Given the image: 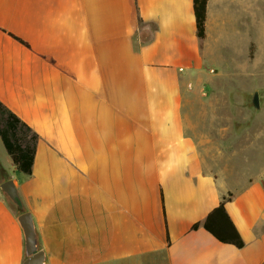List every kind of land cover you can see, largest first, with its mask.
Masks as SVG:
<instances>
[{
    "label": "crops",
    "instance_id": "obj_1",
    "mask_svg": "<svg viewBox=\"0 0 264 264\" xmlns=\"http://www.w3.org/2000/svg\"><path fill=\"white\" fill-rule=\"evenodd\" d=\"M205 34L193 0H0V102L39 136L31 175L0 138V264L26 258L7 180L44 264H264V181L191 116L212 69L264 47V0H208ZM229 194L241 249L203 228Z\"/></svg>",
    "mask_w": 264,
    "mask_h": 264
},
{
    "label": "rangeland",
    "instance_id": "obj_2",
    "mask_svg": "<svg viewBox=\"0 0 264 264\" xmlns=\"http://www.w3.org/2000/svg\"><path fill=\"white\" fill-rule=\"evenodd\" d=\"M236 55L240 60L230 64L228 71L212 69V88L193 99L191 116L225 120L221 126L226 125L234 139L232 156L224 159V165L264 181V47H256L247 62L241 53ZM256 94L259 108L254 106ZM203 100L213 104L204 105ZM8 172L16 171L9 168Z\"/></svg>",
    "mask_w": 264,
    "mask_h": 264
},
{
    "label": "trees",
    "instance_id": "obj_3",
    "mask_svg": "<svg viewBox=\"0 0 264 264\" xmlns=\"http://www.w3.org/2000/svg\"><path fill=\"white\" fill-rule=\"evenodd\" d=\"M207 1L208 0H193L197 35L200 39H204L206 35ZM0 138L16 170L25 175H31L33 172L39 136L27 123L7 108L2 102H0ZM0 174L8 178L1 164ZM231 198L232 194L223 198L220 205L207 216L203 223V228L212 234L219 242L231 244L241 249L245 246V242L226 210V203L229 202ZM16 210L18 215L24 213L19 202ZM198 227L199 224H196L193 226V229H197Z\"/></svg>",
    "mask_w": 264,
    "mask_h": 264
},
{
    "label": "water",
    "instance_id": "obj_4",
    "mask_svg": "<svg viewBox=\"0 0 264 264\" xmlns=\"http://www.w3.org/2000/svg\"><path fill=\"white\" fill-rule=\"evenodd\" d=\"M255 108H259L258 94L254 98ZM1 189L15 204L19 202V196L13 180H7L1 184ZM18 223L23 231L25 241L26 258L23 264H44L46 255L39 249L38 237L30 212H24L17 218Z\"/></svg>",
    "mask_w": 264,
    "mask_h": 264
},
{
    "label": "built area",
    "instance_id": "obj_5",
    "mask_svg": "<svg viewBox=\"0 0 264 264\" xmlns=\"http://www.w3.org/2000/svg\"><path fill=\"white\" fill-rule=\"evenodd\" d=\"M214 71L213 70H211V73H213Z\"/></svg>",
    "mask_w": 264,
    "mask_h": 264
}]
</instances>
